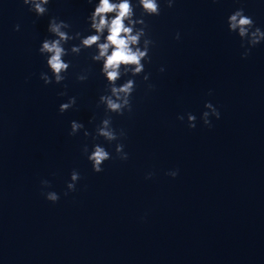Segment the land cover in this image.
I'll use <instances>...</instances> for the list:
<instances>
[{
    "label": "clouds",
    "instance_id": "obj_1",
    "mask_svg": "<svg viewBox=\"0 0 264 264\" xmlns=\"http://www.w3.org/2000/svg\"><path fill=\"white\" fill-rule=\"evenodd\" d=\"M93 0H89L92 3ZM28 6L30 12L36 16H44L48 13L50 0H22ZM166 7L172 8L175 0H164ZM140 8V16L137 17L136 9ZM161 14L160 0H97L94 3L93 11L87 20L89 23V34L82 35L81 32H71V25L58 17H51L47 31L53 38H45L38 49L40 55L46 59L48 72H41L40 79L45 85L63 84L67 79V73L72 67L71 61L64 58L69 55H79L86 49L91 52V60L101 65L100 74L106 81L104 93L99 96L97 108L104 107L105 115L100 123L95 126L94 134L85 128L83 123L71 121L69 136H76L83 131L84 137H91L93 144L91 151L88 144L82 146V153L86 155L95 173L103 172V165L106 161L113 159L112 154L100 143H95L99 138L111 144L126 138L124 129H117L113 126L112 114L123 116L125 112H132V96L136 91L135 77L142 76L144 82L149 81L150 73L145 71V65L151 63L150 51L155 42L150 38L149 25L145 21L146 16H159ZM228 30L236 33L241 41L242 59H246L251 50L258 44L264 42V30L256 26L255 21L245 14L244 8H238L227 18ZM15 30H20V25L15 26ZM177 40L180 34L177 33ZM71 41H79L66 48L65 45ZM163 72L164 68L161 67ZM51 73V75H49ZM123 83H119L123 78ZM76 79L83 82L88 79L87 73L76 75ZM65 89L67 85H64ZM149 90L154 89V85L147 84ZM59 96H67V91H61ZM211 95V91H209ZM77 102L75 96L68 97L67 101L59 105V112L64 113L72 109ZM205 111L201 114V120L207 127H212L210 117L220 118L219 110L211 103L206 102ZM177 119L183 121L184 116ZM95 120V117L92 118ZM197 117L194 114H187V124L190 129L196 127ZM92 122L91 120L89 121ZM116 157L126 161L129 154L124 151L123 143H116ZM179 169L170 170L166 175L176 178ZM154 173L149 172L146 179H150ZM81 179L80 173L73 170L70 174V182L67 183V196L70 192L76 191V184ZM42 195L52 203L58 202L59 195L54 191H43L51 187L48 180H41Z\"/></svg>",
    "mask_w": 264,
    "mask_h": 264
}]
</instances>
